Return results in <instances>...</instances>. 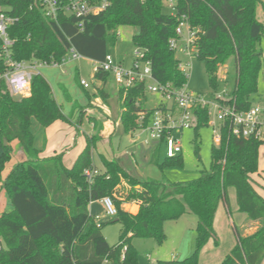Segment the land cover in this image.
<instances>
[{
	"label": "trees",
	"instance_id": "trees-1",
	"mask_svg": "<svg viewBox=\"0 0 264 264\" xmlns=\"http://www.w3.org/2000/svg\"><path fill=\"white\" fill-rule=\"evenodd\" d=\"M259 7L262 21L257 17ZM0 8L17 18L7 30L14 41L10 48L13 61L60 63L73 47L82 58L101 62L108 55V46L115 47L118 30L129 27L137 30L131 42L145 49L154 78L176 88L183 87L187 80L168 42L175 36L177 17L185 16L190 26L199 30L197 59L204 62L211 87L216 86L220 66L229 59L233 61L235 78L226 104L247 111L258 91L264 64L260 48L264 41L262 0H175V16L165 12L164 0H109L105 11L84 20L82 30L77 27L78 20L64 12L58 13L56 20L46 18L32 0H0ZM7 70L0 56V182L12 206L10 212L0 215V264H103L105 260L107 264H138L132 240L152 239L160 245L166 239L165 223L187 213L197 219L194 252L183 260L156 264H198L199 254L209 241L219 245L213 222L218 205L222 202L228 206L230 188L235 191L238 212L259 227L247 237L237 233L235 247L220 264L263 262L264 199L253 188L251 176L258 171L259 150L264 142L236 138L226 125H221L220 142L211 148L210 170L198 178L183 182L139 180L125 170L119 159H101L103 170L89 182L84 172L94 168L97 138L87 137L75 163L66 168L62 154L39 158L30 130L32 120L42 128L56 121L71 123V115L81 107L73 104L69 116H65L39 73L31 79L28 96L14 97L2 78ZM95 77L102 85L96 88V94L106 100L103 86L109 75L98 71ZM118 94L125 95V112L120 119L124 134L146 128L156 110L166 109L161 104L146 109L143 86L119 88ZM140 113L145 115L142 124ZM194 116L196 141L198 129L206 127L209 118L200 108ZM13 141L19 142L27 160L14 165L2 180ZM160 150L161 145H157L151 163L161 170L181 164V155L158 164ZM122 181L129 189L117 198L115 193ZM105 197L112 199L116 223L121 224L119 242L113 246L101 234L103 224H97L89 212L90 203ZM131 202L139 204L134 215L122 208Z\"/></svg>",
	"mask_w": 264,
	"mask_h": 264
},
{
	"label": "rangeland",
	"instance_id": "rangeland-1",
	"mask_svg": "<svg viewBox=\"0 0 264 264\" xmlns=\"http://www.w3.org/2000/svg\"><path fill=\"white\" fill-rule=\"evenodd\" d=\"M264 3V0H262ZM165 12L169 13L167 7ZM257 17L262 21V10L258 8ZM137 32L134 28H120L117 32V43L115 47L108 46L107 52L114 60H123L126 66H129L132 61V53L134 46L131 42V37ZM260 48L264 54V41ZM179 59V55L176 54ZM192 68L186 83V90L193 95H201L207 102L218 104L217 97L222 100L229 98L233 88L235 70L232 59H229L224 66H220L217 74V82L215 88L211 87L208 82V76L205 72L204 62L194 58L191 62ZM94 63L86 58H81L77 61H71L60 67L46 66L40 67L39 73L49 82L54 93V97L61 105L63 114L69 116L73 104L80 106L81 109L74 111V123H79L77 128L80 141L83 142L84 135H97L96 150L93 154L94 168L99 171L101 168L100 157L119 159L125 170L137 177L139 180L153 181H171L183 182L198 178L202 172L210 170L211 148L216 145L215 137L219 133L220 123L216 121L215 111L212 110L206 127L199 128L196 135L193 128L182 132H175V137L180 140L181 164L176 166H167L161 170L157 165L151 163L156 144H145L146 133H137L134 137L124 134L120 129L116 128L113 132V126H109V115L111 118L120 117L125 112L124 97L117 94L118 86L108 77L105 84V92L107 93L106 100H103L96 94V88L100 87V83L95 77ZM223 72L222 76L220 75ZM83 80L89 88L84 90L79 81ZM63 85L64 90L58 87ZM30 91V89H29ZM20 97H26L29 95ZM119 91V89H118ZM89 99L87 98V94ZM146 109H152L159 105V97L146 93ZM17 97V98H20ZM68 97V99H67ZM252 104H264V64L258 79L257 94L251 98ZM89 118V119H88ZM97 121L94 127L92 123ZM91 121V122H89ZM214 123V125H212ZM69 123L56 121L47 129L42 128L36 121H31L30 130L34 138V147L40 152L42 157L52 155L49 150L50 141H48V133L54 135V140L57 137H66L72 134L73 130L67 129ZM111 130L110 132H107ZM113 132V133H112ZM50 139V137H49ZM56 142V140H55ZM12 153L10 161L5 164L14 165L19 161L21 155L19 153L20 144L18 141L11 142ZM1 153V141H0ZM131 154L135 157L133 163ZM165 151L161 148L158 156V164L165 162ZM259 165L264 166V146L259 150ZM12 169L13 167L10 166ZM10 169V170H11ZM103 170V169H101ZM117 197H122L125 190H128V185L122 181L117 188ZM231 189V188H230ZM100 216L99 224H103L101 234L111 246L118 244L121 224L114 222L115 217L105 215L103 207L94 210ZM197 219L194 215L187 213L177 221L165 223L164 232L166 239L162 244H156L152 239L135 238L132 240V246L138 255V264H156L170 260H183L188 258L195 249L196 233L195 228ZM227 242L224 241L219 247L221 259L227 255ZM203 250V249H202ZM201 250V251H202ZM229 254V253H228ZM198 264H207L204 262L206 257L199 254ZM222 261V260H221ZM221 262H219L220 264Z\"/></svg>",
	"mask_w": 264,
	"mask_h": 264
},
{
	"label": "built area",
	"instance_id": "built-area-1",
	"mask_svg": "<svg viewBox=\"0 0 264 264\" xmlns=\"http://www.w3.org/2000/svg\"><path fill=\"white\" fill-rule=\"evenodd\" d=\"M32 2L42 8L44 16L48 19L56 20L60 12L75 17L78 20L77 27L80 30L83 29V22L88 16H96L109 6V0H32ZM164 5L168 8L171 16L176 15L175 0H164ZM16 22L17 18L4 13L0 8V56L8 66V70L2 78L8 84L14 97L27 94L31 79L35 74H38L40 67H60L82 58L73 47H70L60 63L54 61L49 63L13 61L10 57V48L14 41L9 38L7 30ZM198 34L199 30L192 28L185 16L177 17L175 36L169 40L168 45L174 52L178 61V69L186 80L192 68V60L197 58ZM145 53V49L135 47L129 66H126L123 61H116L110 55H106L103 61L94 62L93 71L95 73L98 71L107 73L118 88L128 90L134 86H143L145 94L150 93L158 96L159 104L165 105L166 109L156 110L150 117L148 126L143 128L147 135L146 144L161 142L166 158L181 155V143L175 137V132L192 128L195 121L194 111L198 108L205 109L208 118L212 110L215 111L216 121L220 123V126L226 125L232 136L244 139L253 138L264 142V104H253L247 111H239L226 104L230 97L226 100L217 97L218 104L209 103L201 95L189 93L186 90V84L181 88H176L172 84H161L154 78L151 62L146 58ZM176 54L180 56L179 59ZM79 83L83 89L89 88L85 81L80 80ZM138 117L142 124L145 115L140 113ZM215 142L216 145L219 144L220 133L215 137ZM84 174L87 180L91 182L98 171L92 168L85 170ZM100 202L106 216L116 217L117 211L111 198L105 197ZM99 219L100 216H94L97 224H99ZM103 264H107V261L105 260Z\"/></svg>",
	"mask_w": 264,
	"mask_h": 264
},
{
	"label": "crops",
	"instance_id": "crops-1",
	"mask_svg": "<svg viewBox=\"0 0 264 264\" xmlns=\"http://www.w3.org/2000/svg\"><path fill=\"white\" fill-rule=\"evenodd\" d=\"M120 61H123V60H120ZM38 73H39V70H38ZM222 74H223V72H221L220 75L222 76ZM223 77L224 76H222V78ZM99 83H100L99 88H101L102 87L101 82H99ZM106 83H107V81H106ZM48 84H49V82H48ZM49 86L51 87L50 84H49ZM58 87L61 88L62 90H65V87L63 85H58ZM118 89L119 88H117V94H118ZM51 90H52V88H51ZM103 90L105 92V85L103 86ZM52 94L54 97L53 90H52ZM54 99L57 102L55 97H54ZM57 104L60 105L58 102H57ZM61 110H62V107H61ZM62 112H63V110H62ZM75 113H77V112H73V114L71 115V118H72L71 123H69L67 126V129L73 130L72 134H70L69 137L68 136L57 137L55 139L56 140V142H55L54 135L53 134L51 135V132H49L47 144L50 141H52L51 145H49V150H51V152H53V154L46 156V157H42L39 154L40 159H46V158H50L56 154H62L63 166L66 168H70L75 163L76 159L78 158L80 153L85 148L86 138L92 137V136L97 138V135H90V136L84 135L83 142L80 141V138L78 137L79 132H78V128H77L79 123H74L75 122L74 121ZM107 118H109V124L108 125L113 126V132L116 128H118L123 133V129H122L120 119H119L120 117L111 118V116L109 115ZM89 122H91V121H89ZM96 123H97L96 120L94 123L91 122V124L94 127L97 125ZM47 128H45V129H47ZM110 131L111 130L107 129V132H110ZM139 132L146 133L143 131V129H138V130L134 131L133 133H129L127 135H129L130 137H134ZM49 137H50V139H49ZM146 139H147V135H146L145 141H146ZM145 144H146V142H145ZM153 144H156V147H157V145H161V148L164 149V146L161 142L153 143ZM95 151L97 152L96 142H95V148L93 149V154ZM19 153H20L21 157H20L19 161L14 163V165H16L17 163L25 162L27 160L26 156L23 154V152L21 150V146L19 147ZM103 157L106 160H112L113 159V158H108L107 156L106 157L103 156ZM131 158H132L133 163H135L136 161H135V157L133 154H131ZM101 159L102 158L100 157V162H101ZM93 164H94V161H93ZM14 165L12 163V164H8L7 166H5L4 170L1 173V179L2 180L9 173V171L11 169L10 166L13 167ZM101 169H103L102 166H101L100 170ZM251 184H252L253 188L255 189V191L264 199V166L259 165V158H258V171L256 174L251 176ZM128 189H129V187H128ZM117 190L115 193L116 197H117V195H116ZM126 191L127 190H125V192ZM227 196H228V206H226L222 202L218 205L217 211H216L215 217H214V222H213V229H214L216 236L218 238L219 245L214 246L213 241H209L205 245L203 250L201 251L202 257L203 256L206 257V260L204 262H206L207 264H219V262L223 261L224 258L223 259H221V258L224 255H221L220 251L218 249L224 241L227 242V249H226L227 251L225 254L228 255V253H230V251L235 247V245L237 243V238H236L237 233L242 237H247V236H250L253 233H255L259 227V224L257 222H252V221L247 220V218L244 214H241L238 212L234 189H232V188L228 189ZM117 198H119V197H117ZM101 206H102V204L100 201H95V202L90 203L89 212H90L91 216H99V215H97V213L94 210L98 209ZM138 207H139V204L137 202L124 203L122 205V208L125 211H127L128 213L133 214V215L137 213ZM11 210H12V206L6 197L4 190L2 189V182H0V215L3 213H8ZM199 259H200V257H199ZM261 264H264V260Z\"/></svg>",
	"mask_w": 264,
	"mask_h": 264
},
{
	"label": "water",
	"instance_id": "water-1",
	"mask_svg": "<svg viewBox=\"0 0 264 264\" xmlns=\"http://www.w3.org/2000/svg\"><path fill=\"white\" fill-rule=\"evenodd\" d=\"M3 144H5V141H3ZM115 222H116V220H115Z\"/></svg>",
	"mask_w": 264,
	"mask_h": 264
}]
</instances>
